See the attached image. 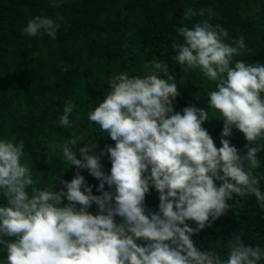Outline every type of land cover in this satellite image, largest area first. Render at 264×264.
<instances>
[{
    "label": "clouds",
    "instance_id": "9594fccd",
    "mask_svg": "<svg viewBox=\"0 0 264 264\" xmlns=\"http://www.w3.org/2000/svg\"><path fill=\"white\" fill-rule=\"evenodd\" d=\"M52 6L59 7V0ZM205 14L207 19L192 28L176 29L183 43H173L175 59L217 82L208 95L210 108L222 116V136H231L235 127L255 146L246 145L247 152L241 155L222 139L217 148L203 127L209 121L208 110L193 105L182 114L174 112L172 101L180 93L163 62L146 64L150 73L142 77L127 72L113 76L110 91L89 113V120L115 141L106 149L111 174L102 170L104 150L89 154L98 147L91 139L75 137L61 151L64 161L101 181L98 190L114 185L115 194L93 195L79 171L70 182H63L67 192L39 189L32 168L22 162L23 141L0 139V195L7 201L0 206L4 264H258L264 258V249L245 245L238 236L229 241L227 260L214 250H199L192 240L210 218L228 213L232 205L227 201L234 196L253 195L264 210V192L250 171L259 168L258 153L264 150V144L257 143L264 138V64L237 60L231 66L235 56L244 54L245 38L229 41L228 31L211 23L215 15L211 8H188L184 19ZM62 23L61 16H36L22 35L55 39ZM72 112L73 106L66 104L61 126H70ZM81 139L88 143L77 153L72 146ZM215 181L222 183L217 186ZM150 185L159 193L160 203L159 213L149 216L144 204ZM65 196L69 203L61 206ZM93 203L99 214L88 211ZM117 215L122 218L119 224ZM186 221H195L198 227Z\"/></svg>",
    "mask_w": 264,
    "mask_h": 264
},
{
    "label": "trees",
    "instance_id": "16d2710c",
    "mask_svg": "<svg viewBox=\"0 0 264 264\" xmlns=\"http://www.w3.org/2000/svg\"><path fill=\"white\" fill-rule=\"evenodd\" d=\"M52 5L53 0H0V139L23 141L22 162L32 168L37 188L67 192L63 182H70L79 171L85 186L92 187L93 195H102L103 191L115 194L114 185L105 184L103 190H98L101 181L87 169L64 161L61 149L75 137L91 139L98 147L89 154L100 155L104 150L102 170L110 175L112 164L106 149L114 147L115 141L89 120V113L110 91L108 81L113 76L127 72L130 77H142L150 73L145 65L154 62L167 64L169 74L175 76L180 94L172 101L174 112L182 114L184 108L193 105L208 110L209 121L203 127L217 148L222 147V139H228L241 155L246 154V145L255 146L249 145L235 127L231 136H222V116L210 108L208 95L216 90L217 82L205 77L199 68L181 66L172 45L183 43L176 32L178 27L192 28L207 19L205 14L203 18L185 20L188 8H211L215 13L211 23L224 27L229 41L241 35L245 38L244 54L235 56L231 66L237 60L264 64V0H59V7ZM36 16L63 17L55 39L22 35L27 22ZM160 75L164 78L163 73ZM66 104L73 106L71 123L61 126L59 118ZM87 143L81 139L72 146L73 150L79 153ZM257 143L264 144V138ZM258 159L259 168L250 171L264 192V150L258 153ZM215 183L220 186L222 182ZM28 191L31 194V188ZM6 203L0 195V206ZM68 203L65 196L61 206ZM159 203V193L150 185L145 214H158ZM227 203L232 207L226 215L210 218L208 226L192 236L195 246L202 251L214 250L224 260L233 236L240 237L245 245L264 249V210L255 196H234ZM88 211L99 214L95 203ZM121 219L117 215L116 223ZM186 223L194 229L198 227L195 221ZM6 258V247L0 245V264ZM258 264H264V258Z\"/></svg>",
    "mask_w": 264,
    "mask_h": 264
}]
</instances>
